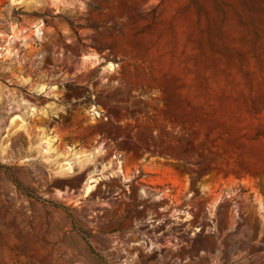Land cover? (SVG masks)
Listing matches in <instances>:
<instances>
[{
    "label": "rangeland",
    "instance_id": "obj_1",
    "mask_svg": "<svg viewBox=\"0 0 264 264\" xmlns=\"http://www.w3.org/2000/svg\"><path fill=\"white\" fill-rule=\"evenodd\" d=\"M0 264H264V0H0Z\"/></svg>",
    "mask_w": 264,
    "mask_h": 264
},
{
    "label": "bare ground",
    "instance_id": "obj_2",
    "mask_svg": "<svg viewBox=\"0 0 264 264\" xmlns=\"http://www.w3.org/2000/svg\"><path fill=\"white\" fill-rule=\"evenodd\" d=\"M48 150V149H47Z\"/></svg>",
    "mask_w": 264,
    "mask_h": 264
}]
</instances>
